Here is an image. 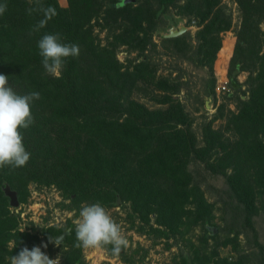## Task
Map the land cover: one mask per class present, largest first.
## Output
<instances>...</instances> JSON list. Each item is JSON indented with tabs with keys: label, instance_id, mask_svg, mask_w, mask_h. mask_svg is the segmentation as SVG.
<instances>
[{
	"label": "trees",
	"instance_id": "1",
	"mask_svg": "<svg viewBox=\"0 0 264 264\" xmlns=\"http://www.w3.org/2000/svg\"><path fill=\"white\" fill-rule=\"evenodd\" d=\"M68 1V6H62L58 0H41L45 7H55L57 15L33 31L43 13L29 15L27 9L34 5L28 0H0L7 4L0 15V74L8 76V86L17 94L40 93L30 106L34 122L20 129L29 161L22 167L0 168V264H10L8 242L16 238L20 242L22 236L16 216L9 214L12 205L6 185L18 192L19 200L29 183L55 184L70 196L112 206H124L129 200L145 219L151 214L164 223L193 210L205 220V230L217 236L223 227L208 224L207 187L223 196L225 208L235 210L242 226L253 229L260 207L264 209L261 18L246 20L238 32L242 45L238 42L232 56L226 93L237 110L225 103L209 118L206 100L216 99L214 61L222 48L220 34L232 24L226 8L210 19L201 14L208 9L206 0H187L188 6L180 5L181 0ZM174 8L182 9L177 14L191 17L192 22L206 18L209 24L196 35L188 30L166 37L165 30L176 18ZM93 17L106 23L107 37L113 41L102 44L93 33ZM55 33L64 43L79 46L78 56L65 58L59 78L46 72L38 48L44 34ZM154 33L159 42L152 39ZM120 43L141 45L145 59L133 69L124 66L117 58ZM159 44L177 62L207 67L209 75L195 94L196 109L201 112L198 127L172 96L184 86L181 74L173 76L175 70H171L156 80L162 58L144 52L160 53ZM244 71L249 76L241 82L239 75ZM142 84L163 92L156 97L160 106L152 109L134 98ZM218 119L224 123L215 126ZM55 234L48 237L52 244Z\"/></svg>",
	"mask_w": 264,
	"mask_h": 264
},
{
	"label": "rangeland",
	"instance_id": "2",
	"mask_svg": "<svg viewBox=\"0 0 264 264\" xmlns=\"http://www.w3.org/2000/svg\"><path fill=\"white\" fill-rule=\"evenodd\" d=\"M58 1L62 6H68V0ZM188 2L181 0L179 4L188 6ZM206 6L207 11L201 13L203 17L206 15L210 19L217 17L226 8L228 17L232 21L229 29L220 34L222 48L214 61L216 79L228 78L232 56L240 43L238 32L245 27L246 20L257 15V18H261V29H264V0H206ZM178 9L182 12L180 8L173 9L176 18L171 19V24L164 34L169 33L172 28L185 25L196 35L209 24V19L206 18L199 22L196 18L192 22L188 20L191 17L178 15ZM192 17L200 16L192 14ZM91 24L93 33L98 34L102 44H106L108 40L113 41L112 37H107V25L102 19L97 22L93 17ZM144 25L147 26L146 23ZM213 28L216 29L217 25ZM119 31V29L116 30V32ZM139 35L142 37V33ZM152 39L159 42L157 33L153 34ZM141 48V45L136 47L120 43L117 48V58L124 66L130 65L133 69L134 64L145 59L141 57ZM158 48L160 53L144 52L153 54L157 59L162 58L156 75L157 82L163 76H168L171 70H175L173 76L181 74V80L185 82L184 86L178 94L175 93L172 96L175 97L174 100L182 104L185 112L195 118L194 127H198L201 112H197L195 94L199 91L203 78L209 75L207 67L199 69L193 63L177 62L179 60L176 61L175 57L167 53L160 44ZM248 76L249 72L244 71L239 75V79L245 82ZM155 87L148 84H142L141 88L138 86L133 94L134 98L152 109L160 106L161 103H158L156 97H160L163 92ZM226 93L216 92V99L207 97L206 108L209 110L207 114L209 118H212V115L216 114L219 107L225 103H228V108L237 110L236 103L229 101ZM222 123L224 121L218 119L214 125L218 126ZM205 193L207 203L210 205V208L206 206V209L209 208L208 224L218 228L223 227L217 236L205 230V220L196 217L193 210H190V213L180 214V218L176 221L169 219L170 221L164 223L151 214L145 219L134 209L129 200L124 206H112L93 198L70 196L55 184L29 183L21 193L20 203L10 208L9 214L16 216L17 229L22 236H20V242L17 238L8 242L7 247L11 253L8 255L9 263L10 257L17 255L23 246L29 249L39 246L49 258L55 259L59 256V264H66L69 256L70 262L67 264H71V260L74 259L77 260L75 264H264L263 207H260V214L254 218L252 229L250 226L241 225L242 218L236 216L238 214L235 210L225 208L221 194L207 187ZM96 202H99L121 226L122 234L128 240V246L123 248L118 256L112 253V245L88 249L75 247L77 243L75 222L80 218V211L84 205ZM257 204L260 206L261 202L257 200ZM66 230H70V234L65 237L64 242L59 245L50 242L48 237L51 232L56 233L55 236H57ZM72 235L73 237L70 238ZM44 244H47L46 248L43 247ZM249 257L250 260H248Z\"/></svg>",
	"mask_w": 264,
	"mask_h": 264
},
{
	"label": "clouds",
	"instance_id": "3",
	"mask_svg": "<svg viewBox=\"0 0 264 264\" xmlns=\"http://www.w3.org/2000/svg\"><path fill=\"white\" fill-rule=\"evenodd\" d=\"M30 5L27 12L43 13L33 31L46 26L47 22L57 15L55 7H45L41 0H28ZM7 9V4H0V15ZM42 63L47 73L59 78L64 60L67 57L78 56L79 46L64 43L59 33L44 34L38 41ZM40 93L33 91L29 94H17L8 86V76L0 74V168L26 166L30 153L23 143V133L33 122L30 111L34 99H39ZM75 247L97 248L112 245V253L116 256L128 246V240L123 236L121 226L112 218L108 211L99 203L86 204L80 211V218L75 222ZM24 230V229H23ZM22 230V231H23ZM52 238L50 237V240ZM59 245L60 241H54ZM43 247H47L44 244ZM60 257L49 258L41 247L31 249L24 247L17 255L10 257V264H59Z\"/></svg>",
	"mask_w": 264,
	"mask_h": 264
},
{
	"label": "water",
	"instance_id": "4",
	"mask_svg": "<svg viewBox=\"0 0 264 264\" xmlns=\"http://www.w3.org/2000/svg\"><path fill=\"white\" fill-rule=\"evenodd\" d=\"M188 30V27L185 25L180 26L179 28H172L169 33H166L165 36L166 37H175V36H179L181 34H183L184 32H186ZM5 194L10 198V203L12 206H17L20 201H19V197H18V192L14 189H12V187L10 185H6L5 186ZM69 230L66 232H63L62 234L56 236V240H59L60 243H62L64 241V238L66 237L67 234H69ZM26 246H23V248Z\"/></svg>",
	"mask_w": 264,
	"mask_h": 264
},
{
	"label": "built area",
	"instance_id": "5",
	"mask_svg": "<svg viewBox=\"0 0 264 264\" xmlns=\"http://www.w3.org/2000/svg\"><path fill=\"white\" fill-rule=\"evenodd\" d=\"M230 91L229 80L228 78H218L216 85L217 93H225Z\"/></svg>",
	"mask_w": 264,
	"mask_h": 264
},
{
	"label": "flooded vegetation",
	"instance_id": "6",
	"mask_svg": "<svg viewBox=\"0 0 264 264\" xmlns=\"http://www.w3.org/2000/svg\"><path fill=\"white\" fill-rule=\"evenodd\" d=\"M66 231H68V230H66ZM66 231H64V232H66ZM69 231H70V230H69ZM61 234H62V233H61ZM69 234H70V232H69ZM69 234H67V235H69ZM67 235H66V236H67ZM57 236H58V235H57ZM64 239H65V238H64ZM55 240H56V237H55ZM63 242H64V241H63Z\"/></svg>",
	"mask_w": 264,
	"mask_h": 264
}]
</instances>
